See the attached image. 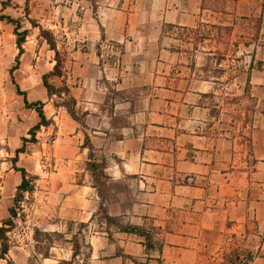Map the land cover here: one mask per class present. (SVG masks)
Segmentation results:
<instances>
[{"label":"crops","instance_id":"crops-1","mask_svg":"<svg viewBox=\"0 0 264 264\" xmlns=\"http://www.w3.org/2000/svg\"><path fill=\"white\" fill-rule=\"evenodd\" d=\"M89 2L65 52L79 119L43 83L55 64L44 48L24 46L13 71L28 100L44 102L53 120L36 134L54 132L53 166L37 180L46 215L60 226L87 224L86 264H233L227 257L243 240L252 263L264 259V115L257 110L264 63L251 58L244 70L242 47L221 41L229 17L236 26L256 7L264 24V0ZM253 53L264 61V45ZM14 85L22 128L7 130L10 151L40 121ZM247 85L255 109L244 111ZM90 161L103 163L104 204L115 222L98 218L102 197ZM67 239L52 246L63 256L43 260H73Z\"/></svg>","mask_w":264,"mask_h":264},{"label":"rangeland","instance_id":"rangeland-1","mask_svg":"<svg viewBox=\"0 0 264 264\" xmlns=\"http://www.w3.org/2000/svg\"><path fill=\"white\" fill-rule=\"evenodd\" d=\"M92 1L95 2V0ZM88 6H91L89 0H12L11 5L6 7H2L0 4V14H8L20 19L22 26L20 30L29 29L27 42L24 46L28 48H44L46 58L48 59V55H50L53 59L54 51L50 49L47 41L41 36L40 28L34 26L30 19L34 20L36 25H40L52 32L56 38L58 49L65 57V52L68 48L75 46V36L80 32L78 27ZM228 21L231 23H228L225 34L221 31L222 45L227 49H234L235 46L242 47L244 70L251 58L255 60L254 65L256 67H261L264 61L261 59L260 54L255 56L253 53L254 50H260L261 45H264V40L260 39L259 36L264 24L257 8L253 9L251 16L238 20L236 26L234 16L229 17ZM14 27V23L8 22L6 19H0V147L3 148L2 150L0 149V158L4 161L0 164V225L3 220L10 217L9 208L15 205L16 188L21 181V172L14 168L12 160L16 155V149L23 145V138L22 145L20 144L12 151L8 149L4 141L6 140L5 135L8 129L16 135L22 128L21 123L17 120L19 109L13 95L15 85L12 76L15 79V75L10 74V68L16 62L14 57L17 52ZM44 66V68H47L48 65L45 64ZM52 81L60 84L59 78H52ZM54 99L55 101H61L58 96H55ZM250 108L254 110L255 103L254 98L250 97L249 86L247 85L244 90L243 109L245 111ZM257 110L261 119L262 115L260 113L262 112L264 115V97L261 98V95ZM247 118L248 115L246 114L244 122ZM11 128L13 131H11ZM25 137H30L29 129ZM36 138L35 142L28 141L26 143V150L19 153L18 156L17 166L25 167L28 173L35 176L36 179L34 180L33 191L24 192L19 207H17V215L12 217V224L8 225L10 230L7 234L11 247L6 259L0 258V264H72L74 259H76L75 264H86L88 250L85 244V234L88 232V229H82L79 225L80 222L71 221H63L60 226L58 220L47 216L43 210V190L37 180L45 177L44 171L49 170L53 166L54 158L51 144L54 139V132H50L43 139L37 136ZM27 144L30 145L29 149H27ZM39 164L43 170L38 166ZM9 203L11 205L7 206ZM98 218L104 219V214L100 212ZM49 223H58V229L54 230L53 228L56 227L49 225ZM36 229L40 230V233L37 235L38 240L34 237ZM80 229L82 230V234H79L77 239L80 241L81 248L77 255L81 253L83 255L78 257L76 255L71 261L63 259L57 262L43 260L45 253L59 256V252L62 251L59 248L52 249L50 245L65 244L69 240L67 237L72 239ZM55 232H58L62 236L55 235ZM45 233L51 235H46ZM70 245L72 248L74 247L73 241H71ZM61 255L63 256L64 252ZM81 257L84 259L83 261H80ZM227 259H230L235 264H264L262 257L255 263L251 262L254 260L253 254L246 246L245 240L242 241L241 245L231 255H228Z\"/></svg>","mask_w":264,"mask_h":264},{"label":"trees","instance_id":"trees-1","mask_svg":"<svg viewBox=\"0 0 264 264\" xmlns=\"http://www.w3.org/2000/svg\"><path fill=\"white\" fill-rule=\"evenodd\" d=\"M11 2L12 0H0V4L2 5V7L11 5ZM0 19H6L8 22L15 24L14 34L16 35V45L19 51L15 58V61H16L15 64L11 66L10 68V74L13 75V71L19 67L20 56L24 52V43L27 40L29 29L25 28L23 30H20V28L22 27L20 19L14 18L11 15L0 14ZM30 21L32 22L34 26H38L40 28L41 36L44 37V39L49 44L50 49L54 50V53H55L54 54L55 64L51 70H49L48 72L42 75L43 83L45 87L47 88V91L50 96L55 95L61 99V101L55 102L56 105L64 106L67 109V111L75 119H79L80 117L78 116L77 107H76L77 101H76V98L71 93V88L67 81V73H66V68H65V57L61 54L60 50L58 49L56 38L50 30H47L40 25H36L34 20L30 19ZM52 78H59L60 84H56L55 82H53ZM12 80L16 84V91L24 95V102H25L26 107L34 108L40 116V121L29 129L30 137H25V136L23 137V145L16 149V155L12 160L14 163V168L21 172V181L17 185V188H16V198L14 200L15 205L9 208L10 217L7 218L6 220H3L2 224L0 225V258H5V259L7 258L8 252L11 247V242L7 234L8 231L10 230L8 225L12 224V221H13L12 217L17 215V207H19L21 198L24 196V192L33 191L34 180L36 179L35 176L30 175L28 173L25 167L17 166L16 163L18 161L19 153L24 152L26 150V143L28 141L35 142L37 140L36 134L42 125H49L53 122V120L48 119L45 114L44 102L42 101L30 102L26 96V92L20 88L19 84L15 81L13 76H12ZM84 145L86 147H89L90 149L92 148L90 136L87 133L85 134ZM102 164H103L102 162H96V161L89 162L90 167H92L94 170L96 169V180L98 181L96 185L98 186L99 194L102 197L99 211L104 214V218L107 221L115 222L116 219L107 213L106 206L104 204V191H103L104 182L102 180L104 173L101 169H99ZM79 225L82 229H84L87 224L80 222ZM125 229L128 231L137 232L142 235L148 234V238L151 237V234L149 231L147 232L146 230L138 226H125ZM39 233H40V230L36 229L35 236H34L36 240H38L37 235ZM45 234L51 235L49 233H45ZM79 234H82L81 229L78 231L77 234L73 236L72 239H70L74 243V247H73V257L74 258L79 253L80 248H81L80 241L79 239H77V236ZM55 235H61V234H59L58 232H55ZM47 238L50 239L49 236H47ZM147 245L149 247L151 243H147ZM50 246H53V244H51ZM45 256H49V254L45 253ZM232 263L235 264L233 261Z\"/></svg>","mask_w":264,"mask_h":264}]
</instances>
